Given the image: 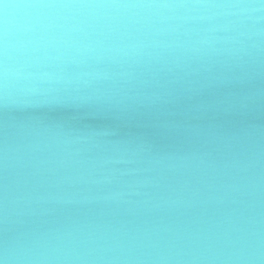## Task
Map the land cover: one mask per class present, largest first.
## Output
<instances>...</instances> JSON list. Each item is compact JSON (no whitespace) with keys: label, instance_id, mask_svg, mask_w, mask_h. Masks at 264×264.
Instances as JSON below:
<instances>
[{"label":"water","instance_id":"water-1","mask_svg":"<svg viewBox=\"0 0 264 264\" xmlns=\"http://www.w3.org/2000/svg\"><path fill=\"white\" fill-rule=\"evenodd\" d=\"M5 264H264L262 0H0Z\"/></svg>","mask_w":264,"mask_h":264},{"label":"snow or ice","instance_id":"snow-or-ice-1","mask_svg":"<svg viewBox=\"0 0 264 264\" xmlns=\"http://www.w3.org/2000/svg\"><path fill=\"white\" fill-rule=\"evenodd\" d=\"M262 2H264V0H262ZM0 264H5L3 259H0Z\"/></svg>","mask_w":264,"mask_h":264}]
</instances>
